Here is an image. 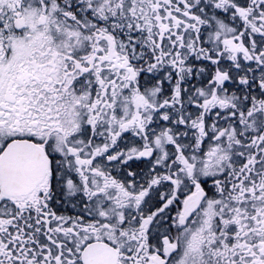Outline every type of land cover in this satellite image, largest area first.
Masks as SVG:
<instances>
[{
	"label": "snow or ice",
	"instance_id": "6c2138e0",
	"mask_svg": "<svg viewBox=\"0 0 264 264\" xmlns=\"http://www.w3.org/2000/svg\"><path fill=\"white\" fill-rule=\"evenodd\" d=\"M0 264H264V0H0Z\"/></svg>",
	"mask_w": 264,
	"mask_h": 264
}]
</instances>
